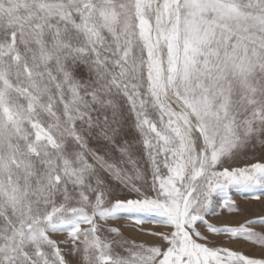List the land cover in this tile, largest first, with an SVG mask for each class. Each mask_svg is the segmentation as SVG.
<instances>
[{"label": "snow or ice", "instance_id": "obj_1", "mask_svg": "<svg viewBox=\"0 0 264 264\" xmlns=\"http://www.w3.org/2000/svg\"><path fill=\"white\" fill-rule=\"evenodd\" d=\"M257 149L264 0H0V264H264Z\"/></svg>", "mask_w": 264, "mask_h": 264}, {"label": "rangeland", "instance_id": "obj_2", "mask_svg": "<svg viewBox=\"0 0 264 264\" xmlns=\"http://www.w3.org/2000/svg\"><path fill=\"white\" fill-rule=\"evenodd\" d=\"M262 161H264V152L257 149L254 153H249L247 156L242 157L234 166H245L247 164ZM121 195H127V193H121ZM230 195L240 209V212L229 213L226 208H217L216 214L208 217V219L215 225H237L245 220L264 216V186L257 185L252 191H241L234 188L230 191ZM256 197H259V199ZM110 223L119 226L125 237L135 240L137 243H144L146 245L160 243L157 238L149 235V232H164L169 230L162 225L153 223H144L143 225L137 226L134 221L126 217ZM212 239L223 244V246L242 251L244 254L251 257H264V247L253 245L251 243H244L243 241L225 243L226 238L224 236L212 237Z\"/></svg>", "mask_w": 264, "mask_h": 264}]
</instances>
